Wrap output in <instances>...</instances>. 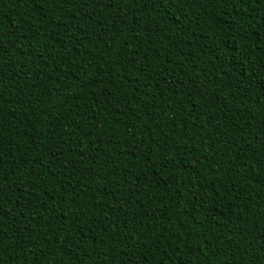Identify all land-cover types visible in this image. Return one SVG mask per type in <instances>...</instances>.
Here are the masks:
<instances>
[{
	"label": "trees",
	"instance_id": "16d2710c",
	"mask_svg": "<svg viewBox=\"0 0 264 264\" xmlns=\"http://www.w3.org/2000/svg\"><path fill=\"white\" fill-rule=\"evenodd\" d=\"M0 264H264V0H0Z\"/></svg>",
	"mask_w": 264,
	"mask_h": 264
}]
</instances>
